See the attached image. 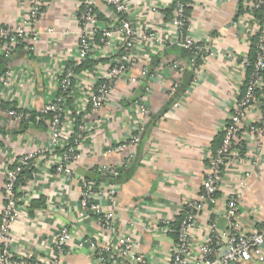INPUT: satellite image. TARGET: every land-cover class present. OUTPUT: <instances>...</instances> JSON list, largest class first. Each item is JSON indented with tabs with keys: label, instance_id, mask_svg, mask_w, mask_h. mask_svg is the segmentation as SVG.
Returning <instances> with one entry per match:
<instances>
[{
	"label": "crops",
	"instance_id": "1",
	"mask_svg": "<svg viewBox=\"0 0 264 264\" xmlns=\"http://www.w3.org/2000/svg\"><path fill=\"white\" fill-rule=\"evenodd\" d=\"M44 9L36 23L38 39L19 45L0 64V98L3 107L23 108L41 113L56 95L52 81L58 78L78 54L80 0H43ZM102 14L104 25L112 22V11L103 0H90ZM128 16L139 30L154 27L157 38L140 44L137 62L112 89L110 100L89 118L81 146V159L73 162L71 177L57 173L45 151L41 166L28 171L19 183V216L12 226L14 258L26 264H49L57 230L67 226L73 233L63 264H101L88 248L78 244L87 237L113 246L118 235L129 237L144 264H170L175 245L172 232L162 230L165 221L182 215L185 203L199 197L216 138L244 90L247 74L241 61L248 55L251 39L258 31L259 19L249 9L250 0H190L189 34L207 47L197 83L191 80L183 95L161 115L149 138L137 147L118 150V145L143 128L167 104L189 73V52L173 44L174 0H125ZM31 0H0V26L16 28L29 15ZM240 4L243 11L240 12ZM51 30V32L48 31ZM117 45L118 36L114 38ZM91 67L75 78L72 106L93 91L100 68L118 58V46L104 48L96 39ZM132 78H136L132 82ZM141 99L150 109L142 120ZM71 111V112H72ZM71 115V113H69ZM261 116L258 105L250 111L247 124ZM68 124L71 119L66 118ZM48 125L40 118L36 124L21 122L0 114V214L4 205L5 172L22 156L46 149ZM55 155L58 153L55 151ZM133 155L127 163V156ZM103 165L124 167L115 195L108 197L111 181L99 185L100 203L113 218V229L102 227L97 215L82 209L80 170L95 171ZM30 174V175H29ZM28 176V177H27ZM30 176V177H29ZM105 177V176H104ZM228 192L241 199L244 229L253 231L264 222V140L248 136L245 158L227 171L214 204L197 218L193 246L206 237L211 218L219 231L228 228L224 198ZM249 264H264V254Z\"/></svg>",
	"mask_w": 264,
	"mask_h": 264
},
{
	"label": "built area",
	"instance_id": "2",
	"mask_svg": "<svg viewBox=\"0 0 264 264\" xmlns=\"http://www.w3.org/2000/svg\"><path fill=\"white\" fill-rule=\"evenodd\" d=\"M107 8L112 11V22L104 25L90 0H80V11L78 14L79 37L78 54L75 60L64 70V72L52 81L56 88V95L46 103L41 118L48 125L49 145L46 149L31 152L22 156L13 166L5 172V183L3 187L4 205L0 214V264H26L14 258L15 249L13 245L12 226L19 216V179L21 173L28 168L41 166L45 151H52L48 161L54 165L57 173L71 177L74 172L71 167L73 162L81 159V146L87 131L92 129L89 118L101 109L111 98V92L115 82L123 77L137 62V51L140 44H149L157 38L154 27L139 30L128 16L127 3L125 0H103ZM182 0H174L172 25L176 28V39L173 44L184 47L189 52L188 66L193 71V83H197L200 67L205 59L207 47L193 39L189 34V18L185 14V8L189 6ZM264 8V0H250L249 9L255 13L257 9ZM44 9L43 0H31L29 15L16 28L0 26V64L19 45L35 42L39 33L36 23ZM258 30H261L259 42V53L255 63L254 71L243 90L226 122L223 137L219 147L211 149L208 157V166L201 186L199 197L185 203L182 210V220L178 230L177 240L171 250L170 264H249L260 259L264 254V222L258 229L247 231L244 229V219L241 213V197L237 193L228 192L224 198V213L228 222L225 231H219L216 220L211 218L208 224V232L198 247L193 246V234L196 222L201 212L206 210L208 203L217 201V194L222 188L227 171L233 169L245 158L248 136L253 135L257 139L264 140V11L263 18L259 20ZM51 32L50 29H48ZM101 35L100 44L104 48H115L118 46L122 54L104 67L100 72H105L103 78L95 75L94 89L82 102L76 104V111H72L68 101L67 93L72 86V79L76 77L75 69L90 58H94L96 52V37ZM120 42L115 45L114 38ZM245 68L249 65L248 55L241 61ZM136 78H132L135 82ZM74 89V88H73ZM73 90L70 92L72 96ZM258 105L261 116L257 122L246 123L248 115L254 106ZM140 116L144 120L149 114L145 99H141L139 105ZM72 111V112H71ZM71 113V115H69ZM0 114H6L21 122H29L32 112L23 108L3 107L0 98ZM75 116L80 117L77 125ZM71 119L68 124L66 118ZM76 130L79 134L75 136ZM139 133L131 135L118 145V150L133 149L141 141L143 128ZM58 155H55L54 152ZM133 155L127 156V163L132 161ZM33 168V169H34ZM124 167H112L103 165L95 169L100 176L110 177L112 183L108 186L107 195L113 198L115 195L114 183L119 180ZM34 171V170H33ZM82 193L80 204L83 210L100 217L102 227L113 229V218L104 210L99 199V185L84 176H79ZM173 221H165L162 230L172 232L170 224ZM117 243L106 246L90 236L83 239L78 248H88L89 251L100 261L101 264H144L143 255L135 251L132 240L126 235H118ZM73 239V233L67 226H61L56 233L53 242V252L49 264H63L62 259L68 252Z\"/></svg>",
	"mask_w": 264,
	"mask_h": 264
},
{
	"label": "trees",
	"instance_id": "3",
	"mask_svg": "<svg viewBox=\"0 0 264 264\" xmlns=\"http://www.w3.org/2000/svg\"><path fill=\"white\" fill-rule=\"evenodd\" d=\"M182 1H185V0H182ZM188 1L190 0H186V3H188ZM191 8H192V3H189V6H187L185 8V14L187 15V17H189L190 15V11H191ZM240 8V12L243 11V6L242 4H240L239 6ZM263 11H264V8H260V9H257L255 11V15L258 17L259 20H261L263 18ZM96 13L100 18H102V14L100 12H98L96 10ZM260 37H261V30H258L256 32L255 35H253L252 39H251V44H250V47H249V52H248V60H249V65L246 67V74H247V80L245 82V86H244V90L246 89V86L248 84V82L250 81V78L252 76V73L254 71V67H255V63L257 61V58H258V53H259V42H260ZM100 38H101V35L99 34L96 39L97 41H100ZM208 52H206L204 55L206 56ZM122 54V51H119V55L118 57ZM4 60V59H3ZM3 62V61H2ZM94 63L88 59L87 61H85L84 63H82L81 65H78V67H76L75 69V74L76 76L83 70V69H87L89 67H91V65H93ZM264 73V72H262ZM75 78L74 77L72 79V86L74 85L75 83ZM74 87H71L70 91L67 93L68 95V98H67V101L70 105H72V102H73V97H71L70 95V92L73 90ZM42 114L39 113V112H32V115H31V118H30V121L29 122H26L25 124L28 125V124H36L39 122L40 118H41ZM75 119L77 121V125L80 123V117L79 116H75ZM139 131H136L134 134H138ZM79 134V131L76 130L75 132V136ZM222 137H223V133L219 134L216 138V142L215 144L213 145V149H217L222 141ZM33 168H28V169H25L22 173H21V177L19 179V183L23 180L22 178L25 176L26 177V173L28 171H31L33 172ZM124 173V172H123ZM30 175V174H29ZM28 177V176H27ZM30 177V176H29ZM181 220H182V215L179 216L178 218L175 219V221H173L171 224H170V227L172 229V234L174 235L175 239L177 240V236H178V230H179V227H180V223H181Z\"/></svg>",
	"mask_w": 264,
	"mask_h": 264
},
{
	"label": "water",
	"instance_id": "4",
	"mask_svg": "<svg viewBox=\"0 0 264 264\" xmlns=\"http://www.w3.org/2000/svg\"><path fill=\"white\" fill-rule=\"evenodd\" d=\"M1 75V73H0ZM193 79V71L189 70L188 75L185 77V79L183 80V82L181 83L180 87L178 88V90L170 97L169 101L167 102V104L159 111V113L153 117L152 119V123H150L149 125H147V129L145 130V132L142 134L141 136V141L137 146V153H136V161L139 159L140 157V151L142 148V143L149 138L150 133L153 130V127L155 125V123L157 122L158 118L161 117L162 114H164L165 112H167L169 110V108L171 107V105L173 103H175L182 95L183 93L186 91V89L188 88L191 80ZM79 174L81 176H84L85 178L92 180V181H101V182H109L110 181V177H104V176H100L97 173H95L94 171H90V170H80ZM117 182H120L117 180Z\"/></svg>",
	"mask_w": 264,
	"mask_h": 264
}]
</instances>
